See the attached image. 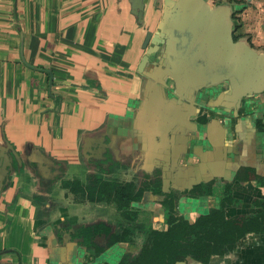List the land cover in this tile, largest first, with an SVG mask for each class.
Segmentation results:
<instances>
[{"label": "crops", "instance_id": "1", "mask_svg": "<svg viewBox=\"0 0 264 264\" xmlns=\"http://www.w3.org/2000/svg\"><path fill=\"white\" fill-rule=\"evenodd\" d=\"M167 1L0 0V264H117L120 245L135 241H120L98 255L87 252L84 242L61 244L47 211L36 218L30 199L15 198L20 176L45 179L54 161L67 164L66 179L81 180L70 172L82 169L81 154L98 162L103 179L116 169V182L136 183L135 193L145 189L139 188L146 179L143 171L161 169L154 178L162 179L167 191L170 180L184 184L182 171L188 166L200 169L197 175L203 172L204 179L197 178L198 197L158 194L154 179L126 207L133 211L124 216L127 223L99 220L110 222L113 229L121 223L128 229L138 216L130 209L133 201L147 210L173 202L178 211L180 199L184 206L194 201L181 215L189 221L188 242L203 257L202 264H264V96L255 94L242 103L244 96L237 106L212 105L210 99L225 86L221 83L197 96L204 98L200 106L222 118L208 109L206 118L193 119L196 110L184 130L172 128L165 140L159 133L148 139L147 130L139 127L146 101L140 65L144 56L153 62L160 54L148 52L154 46L148 34L157 31ZM225 4L241 18L239 37L233 40L246 45L251 40L255 52L264 50V0ZM183 134L190 136L187 150L171 164L168 157L181 148ZM7 151L18 154L23 166L20 176L12 172L1 190L8 174ZM202 199L209 208L205 211L196 209ZM79 205L77 215H86L82 208L90 204ZM163 222L167 227L166 220L149 224L151 241L139 253L144 247L157 250L154 234L162 231Z\"/></svg>", "mask_w": 264, "mask_h": 264}, {"label": "water", "instance_id": "2", "mask_svg": "<svg viewBox=\"0 0 264 264\" xmlns=\"http://www.w3.org/2000/svg\"><path fill=\"white\" fill-rule=\"evenodd\" d=\"M222 6L229 7V11ZM231 13L229 5L222 3L212 7L207 0H168L164 4L157 31L148 34L154 45L148 52L158 50L160 54L153 62H149L148 55L144 56L140 65L144 66L140 73L146 84V101L140 120L147 130L146 138L159 133L165 140L166 134L177 128L176 124L183 123L184 128L197 110L196 95L205 87L225 84L227 90L210 100L212 105L222 101L226 107L237 106L244 96L264 92V53L233 40ZM161 97L175 99L182 106L180 109L164 107ZM183 135L181 148L168 157L171 164L178 162L187 150L190 136ZM6 157L9 166L7 153ZM175 264L191 263L177 261Z\"/></svg>", "mask_w": 264, "mask_h": 264}, {"label": "trees", "instance_id": "3", "mask_svg": "<svg viewBox=\"0 0 264 264\" xmlns=\"http://www.w3.org/2000/svg\"><path fill=\"white\" fill-rule=\"evenodd\" d=\"M261 127L263 126H260V128ZM7 155L9 158L8 174L4 178L5 183L1 184V190H4L8 185L12 172H16L19 176L22 172L21 167L23 165H19L16 160V156L18 154H15L12 151H7ZM81 162L82 166L86 169L85 181H81L76 177L66 179L64 173L67 164L60 161H54V168L52 169L51 174L45 179L40 176L33 178H25L20 176L15 198L22 196L24 198L30 199L35 207L34 216H36V218L45 216L43 214L48 210L46 209L47 206L45 209L43 207L44 201L46 200L45 198H47L45 195L49 193L53 183L59 180L61 188L66 189L67 192L73 194L75 197H79L78 202L89 201L92 203H100L105 201L107 203H113L116 206L119 205L121 208H126L130 205V202L133 198H138L140 195H142L143 191L150 188L149 182L151 183L152 180L154 181L156 178H154V176L161 172V169H158L157 167H155L151 172L143 171L142 173L146 179L141 181L139 188L145 189L139 193H133V191L130 192V189H134L135 187V184L133 183L122 184L116 181L104 180L100 176V168L97 161L91 159L86 160L81 154ZM169 163L171 162L169 161ZM201 167L203 166H200V168ZM194 170L195 168L192 166H188L186 169H184V171H182V177L185 180L184 184L175 185L173 180H170V184L167 186V191L164 190L165 187L162 179H159L158 177L155 179V192L158 194L167 192L166 194L179 197H188V194H192L193 197H198L200 195V191L198 190L197 186V178L204 179V176L202 175L203 172H200L199 175H197L200 169H198V172L195 170V172H197L196 175L194 174ZM206 187L208 188V186ZM163 203L171 213L167 222L171 224V226L176 225L177 229H170L165 234H163L162 237H164L165 243L161 237L160 241L158 240L157 242L158 248L154 253L147 247L142 248L138 256V261L132 264L154 263L153 260L150 261L151 253L153 256L162 257L160 260L162 262H160L161 264H175L177 261H186L191 264H201L203 257L200 256L197 251L193 250L188 242L186 230L189 226V221L183 215L178 214V211L173 203ZM55 231L56 236L58 237V240L61 244L76 241L84 242L87 247H91V245L96 242L98 247H95L93 251L97 255L103 253L115 243L124 241L125 235L129 233V229L121 228L120 235L116 236V232H114L111 223L105 220H96L87 223L75 224L70 229H66L65 231H60L59 229L55 228ZM160 234L161 233L157 234L156 240L159 238ZM167 253L169 258L166 257ZM104 264L110 263L104 262ZM117 264H126V260L121 258Z\"/></svg>", "mask_w": 264, "mask_h": 264}, {"label": "rangeland", "instance_id": "4", "mask_svg": "<svg viewBox=\"0 0 264 264\" xmlns=\"http://www.w3.org/2000/svg\"><path fill=\"white\" fill-rule=\"evenodd\" d=\"M222 8L224 10L227 9V11H229V7L222 6ZM231 20L233 22V25H232V27H233L232 36L234 38L236 37L235 39H237L239 36L236 34V27L239 26V25H237L238 24L237 22L241 21V18L240 17H236V13L233 12L231 14ZM248 34H250V33H247V35ZM250 41L251 40H248V46L253 49L254 47L252 46V44H250ZM258 49L260 50V48H258ZM256 52L262 53V52H264V50H261V51L256 50ZM226 90H227L226 86H220L218 91H216V92L217 93L218 92H224ZM163 92H164L165 96H168L165 90ZM205 95H204V97H205ZM254 95L255 94L248 95L245 99H243L242 103L243 102H247ZM257 95L264 96V92H262L260 94H257ZM224 97L225 96H223L222 98H224ZM202 100H204V98L202 99V94L198 95L197 99H196V103H197L196 104V108H197V112L196 113L197 114L195 113L194 115H192L193 119H195V118L200 119V118H203V117L206 118L204 113L210 110L207 106H200L201 105L200 103H203ZM160 102H161V104L164 107H167V108L175 107V108L180 109V106H182V104L178 103L175 99H174V101H170L168 99L166 100L163 97H161L160 98ZM209 102H211V100ZM220 103L223 104V102L220 101L219 103L216 102V105L218 106ZM242 112H244V111L242 110ZM210 114H212V116H214L215 118H217V117L222 118L221 114H219L216 111H211L210 110ZM142 117H141V120H142ZM208 118H212L211 115H209ZM141 120H140V123H139V127L142 126ZM176 126H178V124H176ZM178 127H179L178 130H182L183 129V123L179 124ZM70 172L72 173V175H74V176L76 175L77 177L81 178V181H85L86 180V176H85L86 174H85L84 167H82V169L71 170ZM116 173L117 172H116V169H115V172L113 170V172L110 174L109 177L108 176L104 177L106 175H104V173H102V174L104 175L103 176L104 180L116 181L115 180L116 179ZM131 175H132V172H130V176ZM136 177H137V173L134 174L133 180ZM58 181H56L53 184V186L51 187L49 193H47L45 195V197L48 196V198H45L46 200L44 201L43 207L45 209L46 205H47L46 209H48L47 210V215H48V218H49L48 220H49L50 223H52V225L54 224L55 228L59 229L60 231H65L69 227H71V226H73L75 224L81 223V221L91 222V221L99 220L100 218H104V217L109 219V221H111L113 223H116L119 220L120 221H122V220L124 221L125 220V222L127 223V219L128 218L124 217V216H130V214L133 213L132 210H128L125 207L121 208V207H119V205L116 206L113 203H107L105 201L97 203V204H100V205H96L95 203L92 204V202H89V201L78 202L79 201V197H77V196L75 197L74 196L72 198L71 196L68 197L67 195H64L62 193V191H63L62 189L63 188H61V187H59L57 185ZM138 182H139V179L137 180V183ZM119 183H121V182H119ZM134 183H135V181H134ZM132 191H133V193L136 192L134 189H130V192H132ZM205 201H206V199L199 200V202H197L198 208H196V209H200V210L203 209L204 211L209 209L208 207H206L207 206V202H205ZM191 202L192 201H187L186 202V206H184V199H180L179 204H178L179 211L177 210L178 214H184L185 213V208H186V210H189L188 208L191 209V206L194 203V201L192 202V204H191ZM82 203L83 204L89 203L90 205H85L82 208L85 212H87L86 215L78 216L77 215L78 214L77 213V209H78V206H83V205H79V204H82ZM195 205H196V202H195ZM194 207H196V206H194ZM115 208H117V209H115ZM132 208H133V210L135 212L137 211L138 216L135 215V220H133V223L129 222V226H130V228H128L129 229V233L127 235H125V240H128V238L130 239L131 237H133V239L135 241L133 243H131V242L127 243L129 241H126L125 243L120 245L123 248L122 253H121L122 254V258L126 260V264H132V263H135L136 261H138V255L139 254H137V253H139L140 246L141 245L143 246L144 244H147L148 242L151 241V237H152L153 233L150 232V229H149L150 225L149 224L153 223V221H160V220H163V221L166 220V222H167V220H168V218L170 217V214H171L167 207L164 208V207H162L160 205H156L155 204L153 209L147 210L144 207H141V205L139 203H137V201H133L132 206L130 207V209H132ZM69 213H70V217H65L66 214H69ZM136 219H137V223L138 224H136ZM123 225H125V224L121 223V224H119L118 227H114L113 230H114V232H116V236L120 235V232H121L120 229L121 228L126 227V226H123ZM166 225H167V227L165 226V222H163L162 231H158L161 234L159 235V238L157 240L155 239L156 242H158V240L160 241V239L163 236V234H165L168 230H170V229H175L176 230L177 229L176 225L171 226V224H169L168 222L166 223ZM157 234L158 233L154 234L155 238H156ZM238 235L239 234H235V237L232 240L233 242L236 243L238 241V239H237V238H239ZM162 238H163L164 243H165L164 237H162ZM133 239L131 238L130 240L132 241ZM126 243L128 245H125ZM146 246H148V245H146ZM165 246H166V244H165ZM126 247H127V251H126ZM86 248H87L86 251L89 252L90 254L97 255L93 251L94 248H92V247L90 248V246L86 247ZM150 255H151L150 261H152V260L154 261V263H152V264H161L162 263L160 261L162 259V257L153 256L152 253ZM166 257L169 258L168 257V253L166 254Z\"/></svg>", "mask_w": 264, "mask_h": 264}, {"label": "built area", "instance_id": "5", "mask_svg": "<svg viewBox=\"0 0 264 264\" xmlns=\"http://www.w3.org/2000/svg\"><path fill=\"white\" fill-rule=\"evenodd\" d=\"M208 2H210L211 4H221V3H225L227 0H207Z\"/></svg>", "mask_w": 264, "mask_h": 264}, {"label": "flooded vegetation", "instance_id": "6", "mask_svg": "<svg viewBox=\"0 0 264 264\" xmlns=\"http://www.w3.org/2000/svg\"><path fill=\"white\" fill-rule=\"evenodd\" d=\"M174 197V196H173ZM173 203V202H172Z\"/></svg>", "mask_w": 264, "mask_h": 264}]
</instances>
